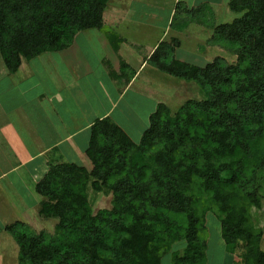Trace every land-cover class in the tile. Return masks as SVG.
Returning a JSON list of instances; mask_svg holds the SVG:
<instances>
[{
  "label": "trees",
  "instance_id": "16d2710c",
  "mask_svg": "<svg viewBox=\"0 0 264 264\" xmlns=\"http://www.w3.org/2000/svg\"><path fill=\"white\" fill-rule=\"evenodd\" d=\"M108 2L0 0L7 72L67 49L83 31L105 32ZM227 9L234 19L221 22L177 4L173 29H211L206 44L235 61L188 63L177 39L160 42L146 63L193 83L202 99L175 110L159 103L138 141L110 118L95 121L84 150L91 169L51 165L35 186L38 217L56 220L53 231L0 226L17 246V264H163L168 256L172 264H206L218 231L226 255L264 264L263 232L252 218L262 209L264 181V0H228ZM92 194L111 195V207L94 212Z\"/></svg>",
  "mask_w": 264,
  "mask_h": 264
},
{
  "label": "crops",
  "instance_id": "0c3cea01",
  "mask_svg": "<svg viewBox=\"0 0 264 264\" xmlns=\"http://www.w3.org/2000/svg\"><path fill=\"white\" fill-rule=\"evenodd\" d=\"M227 1L109 0L103 14L105 32L83 31L67 49L22 61L14 74L2 66L0 226L19 222L44 231L36 230L31 221L30 211L38 217L41 201L35 186L51 165L79 163L90 170L84 150L95 121L110 118L129 135L131 122L140 121L137 115L146 113L143 123L147 126L159 103L175 110L189 99H202L193 83L169 77L149 66L146 59L165 40L177 39L181 52H198L196 43L203 38L208 41L206 28L191 24L180 31L170 26L178 3L202 7L217 21L224 14V9L217 12L220 5L229 13ZM188 41H194L190 50L185 47ZM215 47L206 45L211 51ZM129 137L138 141L141 133ZM209 246H216L217 258L227 257L223 242L214 245L210 240ZM10 247L17 249L2 231L0 264H17L16 258L7 260L10 256L5 251ZM227 258L231 264H241L233 256Z\"/></svg>",
  "mask_w": 264,
  "mask_h": 264
},
{
  "label": "rangeland",
  "instance_id": "374dc122",
  "mask_svg": "<svg viewBox=\"0 0 264 264\" xmlns=\"http://www.w3.org/2000/svg\"><path fill=\"white\" fill-rule=\"evenodd\" d=\"M216 4V3H215ZM216 7H218L217 5L214 6L213 8V13L215 14V9ZM219 9L217 10V12H219V10L221 9H224V14L221 15L219 18V20L221 22H229L231 21V18L234 19V15L228 13L225 11V5H220L218 7ZM210 30L209 28H207L205 30V33H206V39H208V41L210 40L211 38V35L208 33ZM97 30L95 29H91V30H87L85 31V33L87 34H93L95 33ZM212 30H210L211 32ZM200 38V36L198 37V39ZM197 40V39H196ZM165 41H168V40H165ZM196 42V41H195ZM207 42L204 41V38L203 39H200V41L198 43H196L197 46H200L201 47H204L206 46ZM194 44V41H188L185 43V47H189V49L187 50H190V46ZM216 50L215 51H211V49H205V52L208 50V52H206L205 54L202 53L201 49L198 50V52H193V51H179L178 50V56L180 59H183L184 61H187L188 63H197L199 65H202V64H205V61H212L215 57L217 56H222L224 57V59L226 60L227 63H232L233 61H235V58L232 57L229 53H227L226 51H222V49H219L218 47H215ZM34 64L36 62H33ZM4 67L5 69V66H4V63H3V60L0 56V69L1 67ZM134 117V116H133ZM138 117V120L140 121H137L135 118V120L133 122H131V124L133 125L132 127V132L129 133V135H135V134H138V133H141V129H142V126H144V123L143 122H146V120L144 119V117L147 119V116H146V113H141V115H137ZM135 133V134H134ZM89 166V167H88ZM88 168L91 169V166L90 164H88ZM261 195H262V209L261 211H258V212H253L252 213V218H253V222H254V225L255 227L259 228V229H262V236H261V244H260V247H261V250L264 252V181L261 183ZM111 201H112V197L111 195H108V196H104L103 194H92V208H93V211L96 212L98 209H106V208H110L111 207ZM30 214H31V221L33 223V226L35 227L36 230H44V231H52L54 225L56 224V220H47V221H43L41 219H39L37 216H35V212H31L30 211ZM209 225H211L212 229H218V225H212L211 221L208 222ZM214 236H216L214 238V240H212V243L214 242V245H216L217 243H220L222 242L221 238L219 239V231L218 233L216 234H213ZM219 239V241H218ZM216 241V242H215ZM213 245V244H212ZM178 246V244H177ZM212 246H209V253H208V264H227L225 262H228V264H231L230 263V260L229 258V255H227V257H224L223 254L222 256L223 257H216L214 255L215 253V250L211 249ZM216 247V246H215ZM11 248V247H10ZM8 248L6 249L5 252L9 253L7 260L8 261H12L13 262V258H14V261H15V258L17 259V249H13V248ZM182 247H180L181 249ZM176 250V249H175ZM16 255V256H15ZM211 258V259H210ZM164 263L163 264H172V261L169 260V256L166 257L164 260Z\"/></svg>",
  "mask_w": 264,
  "mask_h": 264
}]
</instances>
